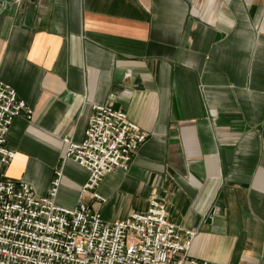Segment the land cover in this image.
Segmentation results:
<instances>
[{
	"label": "crops",
	"instance_id": "obj_1",
	"mask_svg": "<svg viewBox=\"0 0 264 264\" xmlns=\"http://www.w3.org/2000/svg\"><path fill=\"white\" fill-rule=\"evenodd\" d=\"M0 80L33 111L10 127L6 179L42 198L60 171L56 205L105 223L156 195L193 233L189 258L264 264V0H0ZM95 106L147 136L102 200L63 142L84 140Z\"/></svg>",
	"mask_w": 264,
	"mask_h": 264
},
{
	"label": "built area",
	"instance_id": "obj_2",
	"mask_svg": "<svg viewBox=\"0 0 264 264\" xmlns=\"http://www.w3.org/2000/svg\"><path fill=\"white\" fill-rule=\"evenodd\" d=\"M93 111L84 140L63 142L65 157L88 171L81 193L102 200L96 189L103 178L115 169L127 171L147 136L124 111L108 106ZM32 114L0 80V264H219L188 257L193 233L183 235L167 219L165 203L156 195L145 211L105 223L83 201L72 210L56 205L60 171L42 198L26 182L6 179L3 168L15 156L7 147L10 127L15 118L30 121Z\"/></svg>",
	"mask_w": 264,
	"mask_h": 264
},
{
	"label": "water",
	"instance_id": "obj_3",
	"mask_svg": "<svg viewBox=\"0 0 264 264\" xmlns=\"http://www.w3.org/2000/svg\"><path fill=\"white\" fill-rule=\"evenodd\" d=\"M119 74H121V73H119Z\"/></svg>",
	"mask_w": 264,
	"mask_h": 264
}]
</instances>
